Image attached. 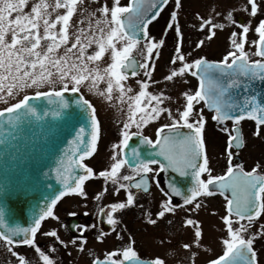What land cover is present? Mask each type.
Returning a JSON list of instances; mask_svg holds the SVG:
<instances>
[{
  "label": "snow or ice",
  "instance_id": "snow-or-ice-1",
  "mask_svg": "<svg viewBox=\"0 0 264 264\" xmlns=\"http://www.w3.org/2000/svg\"><path fill=\"white\" fill-rule=\"evenodd\" d=\"M247 2L250 5V16H257L260 10L257 0ZM168 3L169 0H159L158 3L157 0H130L127 5L122 6L121 0H111L110 4L101 3L100 0H0V103L6 105L0 110V118L6 117L0 123V131L4 128L18 129L30 117L42 119L35 107L29 103L30 100L41 97L47 98L50 103L53 98H58V108L53 115L63 116L64 110L69 108L68 101L64 99L69 85L73 93H79L82 86H88L89 90L94 89L97 95L110 103L114 99V93H118L115 99L128 107L127 121L122 126L120 143L113 145V163L110 169L99 172V177L115 186V195H119L121 190L126 193L124 202L109 204V210L100 209L101 214L107 217V223L113 226V231L118 224L114 214L135 204L136 197L131 189L148 192L149 181L156 180L161 173L170 170L179 177L191 175L194 184L186 194L175 181L170 182L168 191L164 192L166 200L161 205L157 218L163 219L166 213L175 212L177 205L173 203V197H181L184 205H192L190 210L196 211L202 206L198 198L212 197L218 190L219 195L226 201V215L222 220L226 226L227 238L221 242L223 254L211 260L210 264H258L253 245L257 239H264V224H260L259 230L250 236L246 237L245 233H248L254 221L264 216V174H260V164L251 171H245L242 165L234 167L232 149L244 146L238 127L241 121H255V135L261 134V126H264V104L255 95H245L242 102L237 103L231 90L243 88L244 93H248L251 81H264V19L254 29L258 40L249 45L255 46L256 50L252 55L260 57L257 60L251 59L250 53L245 50L247 34L250 31L248 25L240 26L242 31L239 33H231L232 50L219 62H209L204 58L187 62L181 54L178 41L171 63L176 64L179 61L180 67L172 70L165 80L173 81L188 74L199 81V87L193 93H184L186 103L183 110L174 114L170 108L162 107L170 98L163 94H151L148 91V82L136 80L139 90L134 94L131 87L125 86L130 77L139 76L141 71L143 76L151 80L155 70L153 53L162 47L164 40L157 42L150 38L148 25L160 15ZM174 6L177 11L171 13L168 28L173 29L177 37H180L177 12L182 7L181 0H174ZM227 18L235 23L231 13ZM205 26L213 29L224 27L212 24L209 19L202 21L201 28ZM142 40L144 43L141 48ZM203 43L204 41H200L199 45L202 46ZM138 49L143 62H138L133 55ZM158 57L157 51L156 58ZM101 62L106 66L102 67ZM217 73L219 75L213 78V74ZM102 82L106 87L100 89ZM27 89H35V96L24 94L18 102L10 103L19 93H26ZM201 102L214 113L211 119L217 125H223L220 131L228 135V167L224 175H212L204 138L207 121L203 108L197 110L193 116L195 105ZM77 106L90 120V140L85 141V127H80L76 138L71 141L70 149L65 153V160H61V166L56 169L57 179L64 190L46 205L31 228L9 229L8 225H3L4 230H0V241L4 242L7 251L17 259L18 264L28 262L24 256L13 250L16 244L34 248L42 259V264H55L50 253L36 246L35 239L41 222L48 217L58 219L53 215L52 208L63 196L77 195L87 199L84 184L94 177V173L83 161L97 150L100 124L96 108L88 99L81 96L77 100ZM165 113L169 123L156 129V139L143 136L142 128ZM227 121H232L231 129L227 127ZM133 127L137 129L136 133L131 132ZM180 129L188 131L182 133ZM8 134L11 135L12 132L9 131ZM133 135L140 136L142 144L158 148V151L148 153L142 158L140 150L132 148L129 159L125 150L129 148ZM156 157H162L166 163ZM126 165L132 175H121V169ZM154 165H158V168H154ZM73 166L82 169L84 174L73 176ZM205 173L207 178H202ZM137 176L140 177L139 180L136 179ZM159 184L156 180L157 187ZM229 190L230 198L226 195ZM104 192H107V187ZM95 199L100 200L101 194H97ZM69 215L75 216L77 213L70 212ZM244 221L247 223H242ZM147 222L155 225L157 220L149 218ZM185 226H195L194 240L199 247L202 239L200 225L193 219H187ZM77 227L83 230V226ZM21 233L24 236L22 240L13 239ZM44 235L53 237L55 242L67 247L57 231H49ZM116 239L122 237L117 234ZM85 242L81 241L82 244ZM71 243L76 244V241ZM134 244L135 241L129 237L125 246L106 253L104 259H94L92 264H145ZM183 247L191 248L189 244H184ZM54 251L55 248H52L51 252ZM80 251H83L82 247ZM148 264H165V260L155 257Z\"/></svg>",
  "mask_w": 264,
  "mask_h": 264
},
{
  "label": "flooded vegetation",
  "instance_id": "flooded-vegetation-1",
  "mask_svg": "<svg viewBox=\"0 0 264 264\" xmlns=\"http://www.w3.org/2000/svg\"><path fill=\"white\" fill-rule=\"evenodd\" d=\"M182 2V0H181ZM261 3H264V0H260ZM174 4V0H170L169 6ZM250 7V5L248 4ZM149 37L155 39L157 42L161 39L164 40V44L157 50H154L153 57L154 63L161 60V57L156 58V52H159V56L166 49L167 45L174 50H176L177 43L179 41L180 51L181 53L185 52V47L187 44V38L185 40V33L180 32V37H177L175 31H165L160 33H150ZM143 45V43H141ZM140 45V46H141ZM255 48V46H254ZM251 50V49H250ZM138 62H143V59L137 57ZM218 62V61H214ZM151 63V62H150ZM153 73V72H152ZM141 78L139 80H143L149 83L148 77L143 76V72L139 75ZM185 77H188L189 81L191 75L185 74ZM135 77H130L128 81L131 82ZM134 81V80H133ZM102 88V85L99 86ZM69 91L70 88H69ZM85 99H88L90 103L96 108V116L100 124V138L97 143V150L91 156L86 158L83 163L91 167L93 169L94 177L85 181L84 190L87 195V199L77 196V195H66L59 200L55 208L52 210L53 215L58 219H52L51 217L46 218L41 222V227L37 232L35 243L36 246L41 248V250L46 253H50L51 258L55 261V264H85V261L82 263L80 260V255L85 256L88 264H92L94 259H104L105 254L117 249L122 248L129 242V237H131L134 241V248L137 251L139 257L145 261L150 262L151 259L155 257L162 258L159 254L158 249L160 247L159 243L164 241L163 245H168L173 241L171 235L169 234L171 229L176 224V213L179 211L188 212L192 214L189 209H191L192 205H184L183 203H179L173 197V203L177 205L174 213H166L163 219L157 218V213L161 210V205L166 200L164 192L166 191L162 184V174L161 173L156 180L160 182L159 187L156 186V180L149 181V191L143 192L142 190H137L135 188L131 189L134 196L136 197V201L134 206L128 207L123 210H119L114 214V218L117 219L118 224L115 226V231H113V226L107 223V217L102 215L100 212L101 208L105 210H109L107 206L116 202H124L126 200V193L121 190L119 195L114 194L115 186L109 181L105 182L103 178L99 177V172L109 170L111 164L113 163L111 157L113 155V145L120 143L121 131L123 123L127 121L128 110L123 109V111H114L115 104L113 102H108L104 100L101 96H93L89 88L81 87L79 92ZM184 105L186 103L184 96ZM183 105V107H184ZM182 107V110H183ZM203 108V115L206 119L205 125V144L207 155L210 160V152H209V141L206 136L207 124L213 125L217 135H221L223 137V131H220L221 126L217 125L215 121L211 119L212 115L208 114L204 108L203 102L195 105V110H199ZM181 110V111H182ZM209 118V123H208ZM166 119V113L162 114L161 117L149 123L148 125L142 128V135L147 136L152 140L156 139V129L163 124L169 123ZM226 125L229 129L233 127L232 122H226ZM238 127L241 130V134L244 139V146L240 149L233 148V166H243L245 171H251L253 167L257 164L261 165L260 174H264V158L253 160L250 159L251 164L250 167L247 162L242 160V154L247 149L248 145L245 142V131L248 130V133L254 137H258L255 135L257 131V125L255 121L252 120H243L241 121ZM264 130V126H261V134ZM132 133H136L137 129L133 127L131 129ZM226 134V133H225ZM227 135V134H226ZM214 137V134L212 135ZM215 138V137H214ZM217 146V145H215ZM138 148L141 152L142 158L147 156L149 150H151L150 146L144 145L141 143V137L133 135L132 139L129 142V148L125 150L128 153V158L131 159V149ZM227 142H224L223 147L219 150V154L216 159V169L212 168L210 163V168L212 169V175H224L226 173V169L228 167V158H227ZM119 151V150H117ZM26 160V155H24ZM154 168H158V165H154ZM248 167V168H247ZM132 175L131 170L127 167V165L121 169V175ZM150 176L153 174H149ZM174 179V175L172 176ZM202 178H207V173L202 176ZM137 180L140 177L137 176ZM123 183H128L124 182ZM107 187V192H104V188ZM97 194H101V199L96 200L95 197ZM226 195L231 197V191L229 190ZM199 201L204 199H212L216 200L218 209H216L219 227L217 231V243L219 253L216 257L209 259L204 264H210V261L218 258L223 254V245L222 240L227 238V230L226 226L223 224L222 217L226 215V201L223 196L219 195V191L217 190V194L212 197H200ZM70 212H75L77 215L71 216ZM87 213V215H85ZM156 219L157 223L155 225L149 224L147 220ZM242 223H247L246 221ZM264 224V216L259 218L257 221L253 222L251 228H249L248 233H245V236H250L252 233H255L259 230V225ZM83 226V230L78 228L77 226ZM159 227H167V235H164L161 239L159 238L157 231ZM234 227H238V225H234ZM57 231L61 240L67 244V247L55 242L53 237H49L44 235V233L49 231ZM137 231H145L152 232L155 234H151V237L148 235L140 236ZM155 231V232H154ZM102 233H106V235H102ZM117 234H119L122 239H116ZM174 234V233H173ZM20 235H23L22 233ZM75 240L76 244H72L71 241ZM86 241L85 243H81V241ZM162 244V243H161ZM81 247L83 251H80ZM254 250L257 252V261L258 264H264V239H257L254 242ZM55 248L54 252H51V249ZM13 250L16 251L19 255L24 256L28 264H42V259L39 257V254L35 252L34 248L24 244H16L13 246ZM156 252L157 254L152 256V252ZM163 259V258H162ZM0 264H18V261L15 257H12L11 254L7 251V246L3 241H0ZM166 264V261H165Z\"/></svg>",
  "mask_w": 264,
  "mask_h": 264
},
{
  "label": "rangeland",
  "instance_id": "rangeland-1",
  "mask_svg": "<svg viewBox=\"0 0 264 264\" xmlns=\"http://www.w3.org/2000/svg\"><path fill=\"white\" fill-rule=\"evenodd\" d=\"M100 2H107L110 4L111 0H100ZM127 3L128 0H121L122 6L127 5ZM257 3L260 6V10L258 11L257 16L252 17L249 14L250 7L248 6L247 0H182V7L177 12V19L180 32L185 33V40L187 38L185 52L183 51L181 53L185 56L186 61L192 62L195 59L200 58H204L208 61L222 60L227 52L232 50L230 39L231 33L241 32L242 28L240 26L243 25H248L250 27V31L247 34L248 43L245 44V50L250 53L251 59H260V57L252 55V53L256 50L254 45L249 47L251 42L257 40L258 38L254 31L255 27L261 19H264V14H262L264 13V3H261L260 0H257ZM173 11H177L174 4L167 8L157 23L151 25L149 29L150 33L174 31L173 29L168 28L171 13ZM229 13L232 14V19L235 23H232V21L227 18ZM238 18L243 20L242 25L238 23ZM204 19H209L212 21V24L223 25L224 27H217L213 29L210 26H205L202 29L201 23ZM213 32L214 35H212ZM209 35H212L211 39H208ZM200 41H204L202 46L199 45ZM140 47L142 48L143 45ZM133 55L143 59L139 49L135 51ZM174 56V50L167 45L166 49L161 53V56H159V58L161 57V60L155 63V70L151 75V80H149L148 91L154 95L163 94L164 96L169 97L170 99L166 100L162 107H168L174 114H178L184 105V93H193L196 85L194 83L195 77L193 76L190 78V80L192 79L191 81H189L188 77L185 76L177 77L173 81L165 80V77L169 75L172 70L180 67L179 61H177L176 64L171 63ZM105 59H107V56ZM101 64L102 67L106 66L103 62H101ZM140 78V76H137L133 79L134 81L125 82L126 87H131L133 89L132 94L139 90V85L135 81ZM100 85H102L101 89L106 87L103 82ZM82 87L89 88L88 86ZM69 88H71V85H69ZM35 91V89H27L26 93H19V95H17L14 99L10 100V103L18 102L24 94L35 95ZM90 91L93 96H97L94 89ZM117 95L118 93H114V99L112 101L116 105L114 111H123L125 108L128 110L127 104L122 105L117 99H115ZM5 107V104L0 103V110H3ZM195 112L196 110L194 108L193 116H195ZM207 125L206 136L208 137L210 145V163L212 168L215 170V173H217L215 165L216 159L219 154V150L224 145V142L228 141V135L225 133H223V137L221 135H217L214 126L209 124ZM245 133V142L248 147L242 154V160L244 159V161L249 165L252 162L250 159L260 160L262 157L264 158V130L262 135L258 137L250 135L248 130H246ZM213 134L215 138L212 136ZM248 167H250V165ZM201 202L202 206L199 210L191 211L189 209L193 215L188 212H184L185 210L176 213V224L169 233L173 239V241L170 242L169 247L167 244H165V246L163 245L164 241L162 244L159 243L160 247L158 252L166 261V264H193V260L195 261V264H204L209 259L218 255L217 231L219 221L216 213L218 205L216 200L212 199H204ZM187 219H193L200 225L202 239L199 247L196 246V242L194 240L195 226H185V221ZM137 232L140 236L148 235L151 237V234H155L145 231ZM157 234L160 239L164 235H167V227H159ZM184 244H189L191 248L185 249L183 247ZM152 253V256L157 254L155 251ZM83 255H80V260L82 263L85 261V264H88L85 259L86 257H83Z\"/></svg>",
  "mask_w": 264,
  "mask_h": 264
},
{
  "label": "water",
  "instance_id": "water-1",
  "mask_svg": "<svg viewBox=\"0 0 264 264\" xmlns=\"http://www.w3.org/2000/svg\"><path fill=\"white\" fill-rule=\"evenodd\" d=\"M238 21L243 24L242 19ZM218 75L213 74V78ZM231 91L237 103L242 102L245 95H255L264 104V81L259 79L251 81L248 93H244L243 88ZM80 97L78 93L65 92L64 99L68 101L69 108L64 110L61 117L53 115L58 108V98H53L52 103L44 97L30 100V105L35 107L42 119L30 117L18 129L4 128L0 131V230H4L3 225H8L9 229L31 228L46 205L64 190L57 179L56 169L61 166V160H65V153L76 138V130L80 127L91 128L87 114L77 106ZM5 118H0V123ZM180 131L187 133L188 130ZM88 133L89 130L86 131L85 141L90 139ZM158 158L163 161L162 157ZM83 174L82 169L73 166V176ZM172 181L186 194L194 184L191 175L179 177L176 173L174 179L168 171L164 172L161 184L166 191ZM175 199L183 202L181 197ZM19 238L23 236L18 235L13 239L19 241Z\"/></svg>",
  "mask_w": 264,
  "mask_h": 264
}]
</instances>
